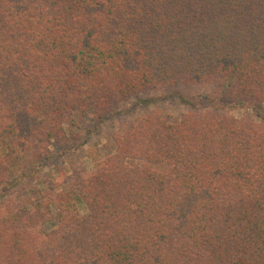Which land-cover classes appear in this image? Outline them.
<instances>
[{"label":"trees","instance_id":"obj_1","mask_svg":"<svg viewBox=\"0 0 264 264\" xmlns=\"http://www.w3.org/2000/svg\"><path fill=\"white\" fill-rule=\"evenodd\" d=\"M152 92L188 108L9 189ZM0 185V264H264V0H0Z\"/></svg>","mask_w":264,"mask_h":264},{"label":"rangeland","instance_id":"obj_2","mask_svg":"<svg viewBox=\"0 0 264 264\" xmlns=\"http://www.w3.org/2000/svg\"><path fill=\"white\" fill-rule=\"evenodd\" d=\"M150 99V101L148 100ZM151 108H162L167 112L178 114L187 110L188 103L179 96H164L161 92H152L132 97L129 101L117 107L111 117L98 129H93L92 123L84 125L82 138L74 142V148L68 149L70 143L51 146L52 154L50 161L40 164L37 160H31L28 152L20 150L15 151V158L12 162V172L10 174L11 186L9 189H15L17 193L21 190L29 191L30 187L35 183V173L41 169L40 173L49 171L55 164H61L65 160V165L68 166L72 161H78L87 169H92L96 160L104 156L107 152V147L111 144L110 137L112 134L121 129L127 122L135 120L143 115ZM237 115H242L243 109L235 110ZM85 144H81V140H85ZM84 143V142H83ZM12 144L4 148L3 153L11 150ZM30 153V152H29ZM21 188V189H20ZM3 185H0L2 191ZM82 212L85 211L84 205H79ZM54 226L50 223L46 226L50 229Z\"/></svg>","mask_w":264,"mask_h":264}]
</instances>
